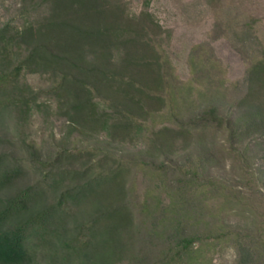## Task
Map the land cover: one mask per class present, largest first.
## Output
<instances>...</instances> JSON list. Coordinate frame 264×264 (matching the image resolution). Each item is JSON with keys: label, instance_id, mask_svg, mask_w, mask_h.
<instances>
[{"label": "rangeland", "instance_id": "374dc122", "mask_svg": "<svg viewBox=\"0 0 264 264\" xmlns=\"http://www.w3.org/2000/svg\"><path fill=\"white\" fill-rule=\"evenodd\" d=\"M125 3L129 15L146 10L159 25L161 101L136 110L138 127L116 135L71 130L53 100L21 120L6 113L0 153L25 163L32 161L26 143L42 159L63 148L93 147L124 161L133 219L117 264H264V122L252 124L249 113L258 100L244 98L250 65L264 61V0ZM22 5L0 0V26L44 13ZM23 80L35 88L50 85L38 73H22ZM85 160L58 165L79 167ZM38 176V167H31L16 186ZM220 231L226 234L217 236ZM181 234L202 238L178 259L166 249ZM243 247L250 248L247 258ZM34 250L31 264H49Z\"/></svg>", "mask_w": 264, "mask_h": 264}, {"label": "trees", "instance_id": "16d2710c", "mask_svg": "<svg viewBox=\"0 0 264 264\" xmlns=\"http://www.w3.org/2000/svg\"><path fill=\"white\" fill-rule=\"evenodd\" d=\"M21 2L34 11L43 7L44 13L0 26V119L11 112L24 119L53 100L73 131L126 134L140 124L136 110L161 101L165 77L154 39L159 25L149 11L129 15L125 0ZM22 73L41 74L50 85L35 88L20 81ZM244 98L258 100L249 117L252 124H263L262 59L248 69ZM26 145L29 162L0 153V264H31L34 248L49 264L121 261L133 219L125 198V162L93 147L63 148L42 159L33 144ZM83 158L79 167L58 165ZM35 166L38 178L16 186ZM201 238L178 235L166 251L180 259ZM243 250L249 257L250 248Z\"/></svg>", "mask_w": 264, "mask_h": 264}]
</instances>
